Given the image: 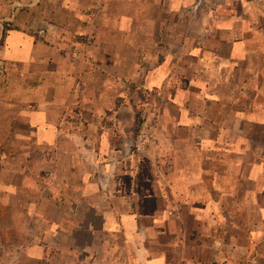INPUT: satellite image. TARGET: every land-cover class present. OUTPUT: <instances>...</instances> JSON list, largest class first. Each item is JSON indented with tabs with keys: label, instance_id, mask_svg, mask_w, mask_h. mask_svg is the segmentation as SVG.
Here are the masks:
<instances>
[{
	"label": "crops",
	"instance_id": "crops-1",
	"mask_svg": "<svg viewBox=\"0 0 264 264\" xmlns=\"http://www.w3.org/2000/svg\"><path fill=\"white\" fill-rule=\"evenodd\" d=\"M230 2L0 0V251L264 264V0Z\"/></svg>",
	"mask_w": 264,
	"mask_h": 264
},
{
	"label": "rangeland",
	"instance_id": "rangeland-1",
	"mask_svg": "<svg viewBox=\"0 0 264 264\" xmlns=\"http://www.w3.org/2000/svg\"><path fill=\"white\" fill-rule=\"evenodd\" d=\"M223 5L224 8L226 9V7L228 5H233L230 0H200L199 6L201 7L202 10H206V13H208L210 11V9H212V7L217 6V5ZM236 6V7H235ZM234 7L236 9H238L237 4H234ZM230 9V8H229ZM256 10L261 11V6L258 7ZM239 12V11H238ZM203 15V13H201ZM177 19V17H176ZM194 19H198V17L194 18ZM164 47V45H162ZM161 56V55H159ZM157 59H153V60H145L144 61V72H143V81L146 80V78L148 77V72H150V68L152 67V63L154 64H158ZM175 66H182V60H179L178 64H176ZM179 80H181L180 78H178ZM122 81H124L126 83V94L125 97L127 100H147L150 101V99L152 98V96L156 97V95H154L153 92H151L150 90H143V94H141V92L136 94L135 90L141 89V84H140V80L138 77H133V76H126V78L122 79ZM145 84V82H144ZM141 91V90H139ZM138 113H141L142 116L145 114L144 111H138ZM132 113L129 114V116H131ZM31 223H29L30 225ZM32 225V224H31ZM32 230V228H31ZM58 239V241H57ZM57 239H54L52 237L47 239V247H48V252L45 253V255L42 257L41 261L37 262V261H32L29 260L28 257L26 256L24 251L21 250H13L11 247L12 245L15 244V242L21 243L23 245H27V244H33L35 241L39 242L41 240H39V237L34 235L33 233L29 232V235L25 234L24 236H19L17 238L15 237H11L10 236V250L4 246H2L1 251H0V264H58L60 263V260L63 259L64 261L68 260L70 261L71 259L69 257H66L65 255V251L68 249L69 246H71L72 244H70V241H68V239H64V238H60L58 237ZM70 239V238H69ZM121 244V240H119V238L117 237L114 244ZM58 244V246L56 245ZM62 253V254H61ZM118 256V255H116ZM101 258L102 255L99 254L97 255V258ZM120 258L119 260H123L122 257H117V259ZM82 259V257H81ZM84 262V261H83ZM85 264V263H84Z\"/></svg>",
	"mask_w": 264,
	"mask_h": 264
},
{
	"label": "built area",
	"instance_id": "built-area-1",
	"mask_svg": "<svg viewBox=\"0 0 264 264\" xmlns=\"http://www.w3.org/2000/svg\"><path fill=\"white\" fill-rule=\"evenodd\" d=\"M37 36H38L39 38H43V37H44V31H42V30L39 31L38 34H37ZM74 54H75V56H76V55L78 56V55L80 54V52H79V51H76Z\"/></svg>",
	"mask_w": 264,
	"mask_h": 264
}]
</instances>
